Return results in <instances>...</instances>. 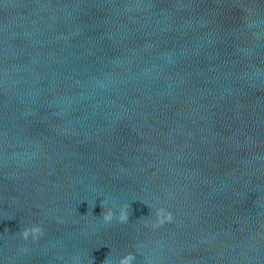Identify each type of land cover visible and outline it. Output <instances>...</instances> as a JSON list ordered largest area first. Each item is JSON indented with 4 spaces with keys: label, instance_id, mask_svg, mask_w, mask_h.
Listing matches in <instances>:
<instances>
[{
    "label": "water",
    "instance_id": "obj_1",
    "mask_svg": "<svg viewBox=\"0 0 264 264\" xmlns=\"http://www.w3.org/2000/svg\"><path fill=\"white\" fill-rule=\"evenodd\" d=\"M0 264H264V0H0Z\"/></svg>",
    "mask_w": 264,
    "mask_h": 264
}]
</instances>
